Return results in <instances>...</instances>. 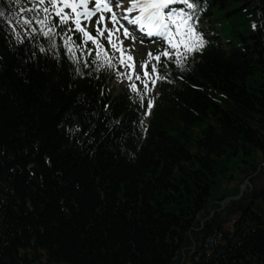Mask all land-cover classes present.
<instances>
[{
  "label": "trees",
  "instance_id": "trees-1",
  "mask_svg": "<svg viewBox=\"0 0 264 264\" xmlns=\"http://www.w3.org/2000/svg\"><path fill=\"white\" fill-rule=\"evenodd\" d=\"M23 1L0 0V264H264V0H208L225 43L161 59L148 124Z\"/></svg>",
  "mask_w": 264,
  "mask_h": 264
},
{
  "label": "snow or ice",
  "instance_id": "snow-or-ice-1",
  "mask_svg": "<svg viewBox=\"0 0 264 264\" xmlns=\"http://www.w3.org/2000/svg\"><path fill=\"white\" fill-rule=\"evenodd\" d=\"M49 2L52 9L55 11L56 16L59 17L60 24H67L71 19L75 24V30L83 34L84 42L87 43L88 41H91L98 49H102L103 46L99 43V40L96 37L81 26V20L85 19L90 21L97 12H108L111 13L112 23H119L117 15L113 12L112 5L109 0H95V7L93 9H89L88 7L89 0H49ZM40 3L43 4L44 0H40ZM176 3L183 4L185 7L178 10L173 9L171 11H165L166 9H169L170 5ZM116 6H120L119 0H116ZM197 7L198 3L196 0H132L131 7H127L126 11L128 13H132L133 11L138 10L140 14L133 19H129L128 16H125L124 19L130 24L139 25L141 30L146 28L148 35H152L155 32L156 34L163 36L170 48L175 50L176 55L179 57L181 56V50H183L184 53H190L204 47V38L196 28L198 17L195 16V13ZM64 9H71L74 16H69L64 12ZM43 11L47 14L49 9L44 7ZM3 15L4 12L0 11V16ZM103 20L104 16L101 15L95 22L98 36H103L104 31H108L107 26H105L103 31L99 27L101 21ZM36 22L42 26L43 30L45 20L38 19ZM11 23L12 21L9 20V24ZM22 23L24 25H30L31 21L25 18L22 20ZM120 27L123 26L121 25ZM253 27H255V25H253ZM32 31H35V29H32ZM51 31L52 29L49 27L47 31H43V35L49 36ZM69 31H71V29H69ZM17 35L19 34L17 33ZM112 35L113 32L108 31V42L112 48L121 51V55L123 57V49L118 48L117 44L113 42ZM124 35H128L127 28H124ZM65 47L67 48L69 54L74 56L71 38H66ZM41 51H43V49H41ZM147 55L152 57L151 52ZM161 55L167 57L170 53L166 50L161 53ZM99 56L100 51L97 52V57ZM154 58L158 61L160 59V55H157ZM126 59L128 61H132L133 57L127 56ZM179 62L180 61L177 60V63ZM121 63H124V59H121ZM127 66L134 68V65L131 64ZM142 67L146 68V64L142 65ZM153 71H155V68H153ZM147 75L148 73L145 71V76ZM136 78L140 79L139 76ZM129 79H131V77H129ZM131 88L133 91H136L135 84H132Z\"/></svg>",
  "mask_w": 264,
  "mask_h": 264
},
{
  "label": "rangeland",
  "instance_id": "rangeland-1",
  "mask_svg": "<svg viewBox=\"0 0 264 264\" xmlns=\"http://www.w3.org/2000/svg\"><path fill=\"white\" fill-rule=\"evenodd\" d=\"M91 6V3L88 5V7ZM83 21V19H82ZM96 20L91 19L90 21H88V25H89V30H91V34L96 37L99 40L100 44L105 43L106 48L108 50V52H116L118 54H121V51H119L118 49H114L112 48V46L109 44L108 42V31H104V35L103 36H98L97 32H96V24H95ZM105 26H107V28L109 27L107 25L106 22H101L99 27L100 29L103 31ZM111 29V28H110ZM114 32V37H112V40L114 42V40L116 39V43L118 48H122L123 49V57L121 56L122 59H124V74H126V79L123 81V84H115V87L117 88V90H121L122 88H127V86L132 85L133 81L136 79V77L140 74H144L145 80L147 81V87L146 89H148V85L152 87L154 85V81L156 78L155 75V71H153V68H155V60L154 57H149L147 54L149 52L152 51V49L154 47H156V44L154 43H144L141 44L139 42L134 41L131 36L127 35L125 36L124 33L122 32H117L116 30L113 31ZM96 46V45H95ZM97 47V46H96ZM127 56H132L136 59L137 61V69H129L126 66L127 63ZM143 63V65L146 64V69L143 71H140L139 68V64ZM145 71H147L148 75L145 76ZM129 77H131V79H129Z\"/></svg>",
  "mask_w": 264,
  "mask_h": 264
}]
</instances>
